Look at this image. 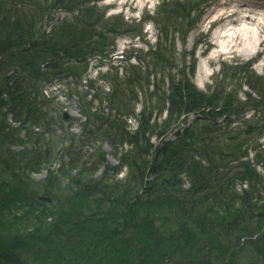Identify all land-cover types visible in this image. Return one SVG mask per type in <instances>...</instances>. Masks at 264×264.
I'll list each match as a JSON object with an SVG mask.
<instances>
[{"label": "trees", "instance_id": "obj_1", "mask_svg": "<svg viewBox=\"0 0 264 264\" xmlns=\"http://www.w3.org/2000/svg\"><path fill=\"white\" fill-rule=\"evenodd\" d=\"M93 1L0 0V264H264V78L244 100L198 89L174 64L196 24L176 0L169 46L86 79L128 33Z\"/></svg>", "mask_w": 264, "mask_h": 264}, {"label": "rangeland", "instance_id": "obj_2", "mask_svg": "<svg viewBox=\"0 0 264 264\" xmlns=\"http://www.w3.org/2000/svg\"><path fill=\"white\" fill-rule=\"evenodd\" d=\"M174 1L176 0L93 1L96 2L101 11L106 12L108 17L121 16L126 23L128 33H123L116 37L114 47H112V50L113 48L114 50L109 57L103 59L96 57L90 61L86 79H96L105 73H114L115 71L121 74L122 72L125 73L124 71L130 63L138 66L146 65V62L143 61L146 59V52L151 48L154 49L157 45L160 46L162 44V47L166 45V34L163 33L164 22L170 16H166V12L174 10L172 9L173 6L168 4ZM177 1L181 3L184 0ZM253 1H258L259 3ZM262 1L264 0H188L184 7L189 12L192 11L190 22L194 20L196 24L185 39H183L184 27L182 28L180 25L177 27L178 31L170 38L176 50L175 67L179 66L180 68H176L180 70L183 67L187 68L190 65H194L195 74L192 77V81L198 89L208 91L216 86L229 85L230 88L238 89L241 99L244 100L245 93H251L248 84L254 88L261 87L258 79L259 77L264 78V42L260 43L258 41V47L255 52L246 50V46L250 44V37L259 28L250 23L245 27L247 29L243 30L217 18L222 13L241 12L247 9L255 11L254 13H262L264 11V7L260 4ZM186 13L187 11L184 14ZM172 16L176 18L174 15ZM56 17L61 20L64 18L71 19L72 15L58 11ZM181 19L178 23L183 25L185 22L181 21ZM261 23L264 25V20H261ZM224 28L228 30V37L219 38L218 35ZM170 39L166 46H169ZM263 39L264 32H261L260 40L262 41ZM234 40L240 44L231 53H228L231 49L230 45L236 43ZM173 44L171 46L172 49H174ZM257 50H260V52L257 53ZM219 51L226 52V54L219 57ZM140 58H142L141 61L139 60ZM244 64H248V67L256 74L255 76L259 77L255 78L253 75L247 74ZM232 65H237V70L231 68L230 66ZM224 68H226L225 71ZM60 87V83L55 82L47 87L46 91L49 94L54 92L58 95ZM57 99L63 104L62 114L67 112L71 115L70 120H65L66 122H71L72 119L81 117L76 104L73 100H69L65 93H61ZM244 112L245 118L252 119L256 116L255 109L251 106L245 107ZM193 119L194 117L190 116L188 122H192ZM129 124L134 127L136 122L131 119ZM72 130L75 133H79L78 125H72ZM169 138H174V135L171 134ZM258 142L264 143V134L260 136ZM103 148L108 154V159L113 163L114 159L109 154L111 148L107 144H104Z\"/></svg>", "mask_w": 264, "mask_h": 264}, {"label": "bare ground", "instance_id": "obj_3", "mask_svg": "<svg viewBox=\"0 0 264 264\" xmlns=\"http://www.w3.org/2000/svg\"><path fill=\"white\" fill-rule=\"evenodd\" d=\"M258 2V1H253ZM259 3V2H258ZM264 7V1L260 3ZM251 6V5H249ZM255 12V11H254ZM253 10H244V11H234L230 13H222L218 15V20H221L225 23H228L230 25H234L239 27V29L246 30L245 27L247 24L253 23L256 27L259 28L256 31L253 32L252 36L250 37V44L246 46V50H250L251 52H255L258 47V41L261 43L264 42V39L260 40V33L264 32V25L261 23V20H264V11L262 13H254ZM258 16V17H256ZM223 31L220 32L218 35L219 38H227L228 37V30L222 29ZM236 42L234 45H230L231 49L228 51V53H231L234 48H237L240 43L234 40ZM257 43V44H256ZM260 52V50H257V53ZM235 53V52H234ZM226 52L219 51L218 56L222 57L225 55Z\"/></svg>", "mask_w": 264, "mask_h": 264}, {"label": "water", "instance_id": "obj_4", "mask_svg": "<svg viewBox=\"0 0 264 264\" xmlns=\"http://www.w3.org/2000/svg\"><path fill=\"white\" fill-rule=\"evenodd\" d=\"M63 118H64V120H70V118H71V115L69 114V113H67V112H64V114H63Z\"/></svg>", "mask_w": 264, "mask_h": 264}]
</instances>
